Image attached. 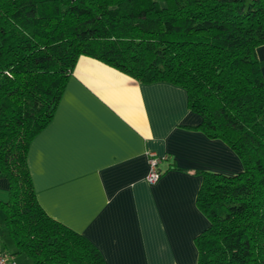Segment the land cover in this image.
Wrapping results in <instances>:
<instances>
[{
    "label": "trees",
    "instance_id": "trees-1",
    "mask_svg": "<svg viewBox=\"0 0 264 264\" xmlns=\"http://www.w3.org/2000/svg\"><path fill=\"white\" fill-rule=\"evenodd\" d=\"M264 0H0V200L16 253L34 264H106L38 202L31 142L52 121L81 56L142 84L183 88L195 129L239 158L241 173L200 171L208 221L197 264H264ZM167 159L166 161H168Z\"/></svg>",
    "mask_w": 264,
    "mask_h": 264
},
{
    "label": "crops",
    "instance_id": "crops-1",
    "mask_svg": "<svg viewBox=\"0 0 264 264\" xmlns=\"http://www.w3.org/2000/svg\"><path fill=\"white\" fill-rule=\"evenodd\" d=\"M257 53L264 76V46ZM201 122L183 88L142 84L81 56L51 123L29 147L38 202L97 247L106 264H197L195 238L208 221L196 204V173L243 170L227 145L195 129ZM149 153L169 159L155 185L147 182ZM8 198L9 181L0 176V200ZM0 248L22 263L16 247Z\"/></svg>",
    "mask_w": 264,
    "mask_h": 264
},
{
    "label": "built area",
    "instance_id": "built-area-1",
    "mask_svg": "<svg viewBox=\"0 0 264 264\" xmlns=\"http://www.w3.org/2000/svg\"><path fill=\"white\" fill-rule=\"evenodd\" d=\"M166 160L167 157H160L155 153L148 154L149 173L147 176V182L149 185H155L156 183L159 182L162 176V171L160 167L163 164V162H165ZM0 264H16V263L11 260L8 253H6L0 248Z\"/></svg>",
    "mask_w": 264,
    "mask_h": 264
},
{
    "label": "rangeland",
    "instance_id": "rangeland-1",
    "mask_svg": "<svg viewBox=\"0 0 264 264\" xmlns=\"http://www.w3.org/2000/svg\"><path fill=\"white\" fill-rule=\"evenodd\" d=\"M0 244L1 247L4 248L5 250H7L10 253H14V241L13 239L10 237V235L8 234L6 228L4 227V215L3 212L0 210ZM18 257V261L20 262V259L22 261V263L20 264H33V262L26 258L25 256H17ZM20 258V259H19Z\"/></svg>",
    "mask_w": 264,
    "mask_h": 264
}]
</instances>
